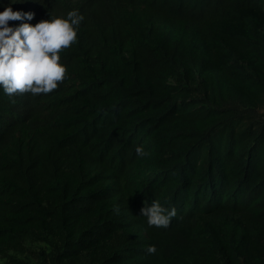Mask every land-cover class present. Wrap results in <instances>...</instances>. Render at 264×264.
I'll use <instances>...</instances> for the list:
<instances>
[{
	"label": "trees",
	"instance_id": "16d2710c",
	"mask_svg": "<svg viewBox=\"0 0 264 264\" xmlns=\"http://www.w3.org/2000/svg\"><path fill=\"white\" fill-rule=\"evenodd\" d=\"M42 2L12 7L83 18L56 89L0 88V257L264 264V0Z\"/></svg>",
	"mask_w": 264,
	"mask_h": 264
},
{
	"label": "clouds",
	"instance_id": "9594fccd",
	"mask_svg": "<svg viewBox=\"0 0 264 264\" xmlns=\"http://www.w3.org/2000/svg\"><path fill=\"white\" fill-rule=\"evenodd\" d=\"M9 2L0 10V88L8 95L16 93H49L65 78L66 65L61 61L60 52L77 40L82 16L77 10H69L30 23L32 11L14 10ZM41 3L42 0H40ZM9 20L22 21L10 25ZM137 156L147 152L142 145L135 148ZM147 217L149 226L167 227L176 215V209L167 208L153 199L151 204L140 210ZM154 244L147 247L148 253H156Z\"/></svg>",
	"mask_w": 264,
	"mask_h": 264
},
{
	"label": "rangeland",
	"instance_id": "374dc122",
	"mask_svg": "<svg viewBox=\"0 0 264 264\" xmlns=\"http://www.w3.org/2000/svg\"><path fill=\"white\" fill-rule=\"evenodd\" d=\"M25 244L30 249L28 252L10 251L11 257H0V264H49L48 254L52 251L50 244L30 239H27Z\"/></svg>",
	"mask_w": 264,
	"mask_h": 264
}]
</instances>
